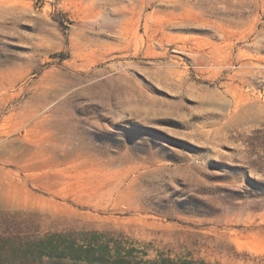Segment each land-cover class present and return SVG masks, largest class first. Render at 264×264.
<instances>
[{"label":"rangeland","instance_id":"obj_1","mask_svg":"<svg viewBox=\"0 0 264 264\" xmlns=\"http://www.w3.org/2000/svg\"><path fill=\"white\" fill-rule=\"evenodd\" d=\"M94 233L264 264V0H0V248Z\"/></svg>","mask_w":264,"mask_h":264},{"label":"trees","instance_id":"obj_2","mask_svg":"<svg viewBox=\"0 0 264 264\" xmlns=\"http://www.w3.org/2000/svg\"><path fill=\"white\" fill-rule=\"evenodd\" d=\"M63 237V236H61ZM54 237L48 238L45 248L40 249L38 259L44 256L51 260L57 259L59 264H157L155 260H144V258L135 255V252L129 250L123 252L113 249L109 243L101 242L98 233H94L91 240L86 243H79L76 240L63 244H53ZM147 253L143 252V257ZM69 263H65V261ZM61 261V262H60ZM168 260H164L167 262ZM63 262V263H62ZM0 264H17L15 261L6 259L3 250L0 248Z\"/></svg>","mask_w":264,"mask_h":264}]
</instances>
